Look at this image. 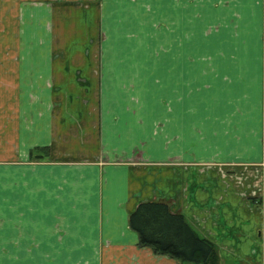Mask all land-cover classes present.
<instances>
[{
  "label": "crops",
  "instance_id": "1",
  "mask_svg": "<svg viewBox=\"0 0 264 264\" xmlns=\"http://www.w3.org/2000/svg\"><path fill=\"white\" fill-rule=\"evenodd\" d=\"M22 1L0 0V264H183L129 226L160 199L220 264H264V0H43L44 42Z\"/></svg>",
  "mask_w": 264,
  "mask_h": 264
},
{
  "label": "trees",
  "instance_id": "2",
  "mask_svg": "<svg viewBox=\"0 0 264 264\" xmlns=\"http://www.w3.org/2000/svg\"><path fill=\"white\" fill-rule=\"evenodd\" d=\"M139 245L183 264H220L218 245L202 235L184 213L174 211L166 200H146L129 216Z\"/></svg>",
  "mask_w": 264,
  "mask_h": 264
},
{
  "label": "rangeland",
  "instance_id": "3",
  "mask_svg": "<svg viewBox=\"0 0 264 264\" xmlns=\"http://www.w3.org/2000/svg\"><path fill=\"white\" fill-rule=\"evenodd\" d=\"M76 3L78 4V7L81 6L83 8L90 4L87 3V1H84L83 3L81 1H78ZM53 5H55V3L46 2L43 0H23L22 2H20L18 16L21 22L19 27L21 30H27V28H25L24 26L30 25L31 30H29V34L30 36H34L35 42H44L47 41V39H49L50 37L51 39H54V35L50 32L51 23L49 22V13L50 10L52 12ZM26 12L30 13V19H28L25 15ZM31 13L35 14V17L31 16ZM22 19L25 21H22ZM24 41L27 42V38Z\"/></svg>",
  "mask_w": 264,
  "mask_h": 264
}]
</instances>
